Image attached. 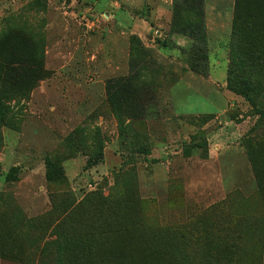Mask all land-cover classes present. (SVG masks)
Masks as SVG:
<instances>
[{"label":"rangeland","instance_id":"rangeland-1","mask_svg":"<svg viewBox=\"0 0 264 264\" xmlns=\"http://www.w3.org/2000/svg\"><path fill=\"white\" fill-rule=\"evenodd\" d=\"M206 2L205 76L194 0H0V264H264V0L252 64Z\"/></svg>","mask_w":264,"mask_h":264},{"label":"trees","instance_id":"trees-1","mask_svg":"<svg viewBox=\"0 0 264 264\" xmlns=\"http://www.w3.org/2000/svg\"><path fill=\"white\" fill-rule=\"evenodd\" d=\"M239 2H241V0H234V4H233V10H232V20H231V37L235 36V34L239 35H243V47H244V57L246 58V61L249 63H259L260 62V57L255 55V47L257 44V38L260 36V33L258 32V30L254 27L252 21H251V16H248L247 19L248 21L245 22L243 24V27L241 30L235 31V24L234 21L236 19V21H239V16H237V12L239 9ZM205 7V1L204 0H194V9L193 11L195 13H199L200 14V18L202 17V20L200 19L199 23H197L196 25H187L186 27H184L183 29L181 28L180 31L183 32V30H185L187 32V37L192 39L194 41V45L196 46L194 49L192 50L194 51V53H196V55H191L188 56L189 57V68L190 71L193 73H198V74H202L206 76V73L201 71L199 65H196L197 63L193 62L194 60H196L198 58V60H207V51L206 50V45H207V40H206V28L204 25V16H203V9ZM196 26V27H195ZM262 38H264V34L263 36H261ZM261 39V38H260ZM164 48H166L168 45L163 44L162 45ZM231 53V45H229V53H228V58L229 55ZM199 56V57H198ZM203 61V63H204ZM228 65H229V60H228ZM235 63L237 66L240 65L239 61L237 60V57H235ZM228 69V66H227ZM226 69V70H227ZM227 74V71H226ZM234 73H232L231 70L228 71V74L226 75V82L228 84L227 89L229 91H234V92H238L237 90L233 89L232 87L229 86L231 77H233ZM142 95H144V97H149V93L148 90H144L141 91ZM239 93V92H238ZM244 98L248 99V97L243 94L240 93ZM45 168H46V177L48 180H52L55 178L60 177L61 175V171L60 169L51 164L49 161L45 162ZM9 177L11 176V174L8 175ZM140 254V255H139ZM138 256L141 258V260L145 261V258L142 256V253L139 252Z\"/></svg>","mask_w":264,"mask_h":264},{"label":"crops","instance_id":"crops-1","mask_svg":"<svg viewBox=\"0 0 264 264\" xmlns=\"http://www.w3.org/2000/svg\"><path fill=\"white\" fill-rule=\"evenodd\" d=\"M205 1V9H206V11H207V0H204ZM215 2H216V0H215ZM216 5V4H215ZM214 21H216V24L217 25H219L220 26V21H221V19H222V14L223 13H218L217 11H216V7H214ZM207 30V29H206ZM207 34H208V31H207ZM221 54H223V50H221V53H220V55ZM215 65V67L213 68V71H214V73H216V74H218V72H217V64L218 63H216V62H214V63H212V65ZM221 72H223L224 73V70L222 71V69L220 70ZM213 72L210 74V78L211 77H214V74ZM221 74V73H220ZM222 78L224 79V76L222 75ZM221 78V79H222ZM222 81V80H221ZM223 83H224V81H223ZM219 94H220V96H222V98L225 100V102L227 101V98L228 99H230V97H229V95H227L226 93H221V92H219ZM214 99V98H213ZM202 101H204L206 104H209L210 106L211 105H214V104H212V101H210V100H207V99H201ZM215 100V99H214ZM230 101V100H229Z\"/></svg>","mask_w":264,"mask_h":264}]
</instances>
